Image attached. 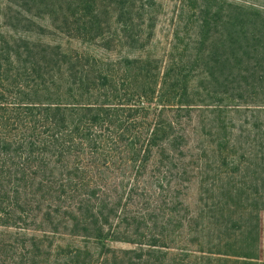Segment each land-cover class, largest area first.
<instances>
[{
  "label": "trees",
  "instance_id": "obj_1",
  "mask_svg": "<svg viewBox=\"0 0 264 264\" xmlns=\"http://www.w3.org/2000/svg\"><path fill=\"white\" fill-rule=\"evenodd\" d=\"M263 208L264 0H0V264H264Z\"/></svg>",
  "mask_w": 264,
  "mask_h": 264
},
{
  "label": "rangeland",
  "instance_id": "obj_2",
  "mask_svg": "<svg viewBox=\"0 0 264 264\" xmlns=\"http://www.w3.org/2000/svg\"><path fill=\"white\" fill-rule=\"evenodd\" d=\"M259 222H260V240H259V250L260 259L264 261V208L259 211ZM116 246H127L128 243L125 242H112ZM129 246V245H128Z\"/></svg>",
  "mask_w": 264,
  "mask_h": 264
}]
</instances>
